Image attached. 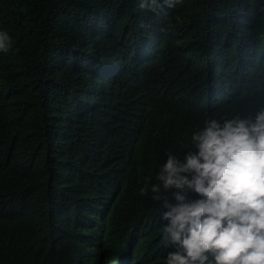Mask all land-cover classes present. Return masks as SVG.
I'll return each mask as SVG.
<instances>
[{
  "label": "trees",
  "instance_id": "trees-1",
  "mask_svg": "<svg viewBox=\"0 0 264 264\" xmlns=\"http://www.w3.org/2000/svg\"><path fill=\"white\" fill-rule=\"evenodd\" d=\"M139 3L0 0V264H166L145 178L264 107V0Z\"/></svg>",
  "mask_w": 264,
  "mask_h": 264
},
{
  "label": "clouds",
  "instance_id": "clouds-1",
  "mask_svg": "<svg viewBox=\"0 0 264 264\" xmlns=\"http://www.w3.org/2000/svg\"><path fill=\"white\" fill-rule=\"evenodd\" d=\"M11 47L0 31V52ZM191 145L166 152L157 182L146 177L140 189L164 210L166 264H264V107L254 119L205 120Z\"/></svg>",
  "mask_w": 264,
  "mask_h": 264
}]
</instances>
